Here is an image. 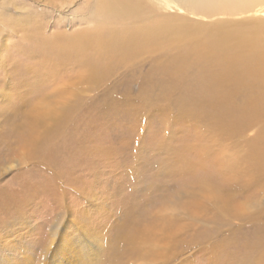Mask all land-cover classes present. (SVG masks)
Wrapping results in <instances>:
<instances>
[{
    "label": "rangeland",
    "instance_id": "1",
    "mask_svg": "<svg viewBox=\"0 0 264 264\" xmlns=\"http://www.w3.org/2000/svg\"><path fill=\"white\" fill-rule=\"evenodd\" d=\"M93 1L0 0V196L12 197L0 203V264H264V242L256 244L264 190L234 189L203 169L212 149L189 167V150L171 154L204 129L190 106L187 118L176 116L179 83L195 79L153 72V57L104 78L43 59L50 42L37 39L90 29L100 18ZM149 1L189 22L227 17L193 13L184 0ZM253 14L228 18H264ZM64 116L57 145L23 148V129L45 137ZM255 131L241 136L240 152ZM203 172L213 184L187 183Z\"/></svg>",
    "mask_w": 264,
    "mask_h": 264
},
{
    "label": "bare ground",
    "instance_id": "2",
    "mask_svg": "<svg viewBox=\"0 0 264 264\" xmlns=\"http://www.w3.org/2000/svg\"><path fill=\"white\" fill-rule=\"evenodd\" d=\"M165 2L162 6L170 5ZM184 2L191 6L187 9L193 13L203 16L219 13L227 17L210 23L189 22L181 16L158 13V8L149 0H94L92 13L99 14L100 18L90 29L71 34L56 32L49 37L40 36L37 41L50 42L42 45V56L45 60H56L58 69L79 66L75 77L104 78L121 66L143 63L153 57L157 61L153 72L166 69L176 81L185 76L195 79L193 85L179 83V92L187 93L191 89L194 94L178 95L176 116L187 118L190 106L193 117L198 119L194 124L204 129L194 132L197 142L170 146L171 154L179 159L189 150V167L200 165L202 155L212 149L216 157L201 164L203 169L212 167L220 171L222 181L232 188L235 186L234 189L264 190V18H228L247 13L264 14V0ZM23 36L31 38L27 34ZM169 50L175 54L168 56L162 65L161 60ZM64 120L65 116L57 132L45 137H33L30 130L23 129L19 137L21 145L31 153L46 148L45 144L57 145L53 141L61 133ZM255 126V135L240 152L242 135ZM222 141H226V148ZM208 172L193 176L187 183L213 184ZM11 198V194L4 192L0 203ZM256 231H259L256 244L262 245L264 221Z\"/></svg>",
    "mask_w": 264,
    "mask_h": 264
}]
</instances>
